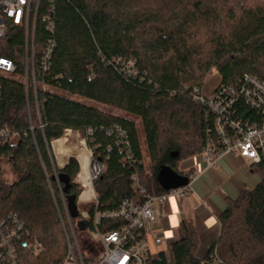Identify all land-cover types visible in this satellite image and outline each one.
I'll return each instance as SVG.
<instances>
[{
  "label": "trees",
  "instance_id": "trees-1",
  "mask_svg": "<svg viewBox=\"0 0 264 264\" xmlns=\"http://www.w3.org/2000/svg\"><path fill=\"white\" fill-rule=\"evenodd\" d=\"M50 42L51 65L43 70L40 62ZM0 56L25 72L27 57L33 56L31 46L27 54L23 29L9 30ZM34 70L40 86L53 91L39 87L35 93L20 81L1 80L0 128L20 138L0 139V162L9 159L17 176L4 186L0 167V219L16 214L24 221L29 238L42 245L37 264H62L66 239L61 218L79 222L80 215L74 218L71 210L78 208L83 188L76 182L74 160L57 167L51 142L63 166L78 160L59 158L55 142L69 133L85 138L93 159L105 167L94 182L101 211L124 200L142 204L147 195L169 194L157 182L163 166L192 179L195 172L180 171L181 163L208 146L222 148L215 117L195 98L194 89L202 91L214 72L220 87H236L246 76L264 80V0H41ZM233 110L237 120H259L243 100ZM137 121L153 168L154 191L146 182ZM250 169L259 185L228 200L218 218L220 235L208 248L199 253L195 227L181 222L182 238L171 246L174 264H208L214 257L224 264H264V166ZM135 175L138 185L132 181ZM148 264L169 262L162 255Z\"/></svg>",
  "mask_w": 264,
  "mask_h": 264
},
{
  "label": "built area",
  "instance_id": "built-area-1",
  "mask_svg": "<svg viewBox=\"0 0 264 264\" xmlns=\"http://www.w3.org/2000/svg\"><path fill=\"white\" fill-rule=\"evenodd\" d=\"M41 0H0V43L8 35L12 27L23 29L26 39V51L32 47V56L27 57L25 64L24 84L27 91L30 87L36 93L41 87L44 91L53 89L36 80L34 70V43L37 13ZM48 29H54L51 22ZM54 44L50 42L41 58L43 70L50 68V61ZM31 60V61H30ZM31 66V68H30ZM19 72L15 62L0 56V109L3 102L1 80H16L13 75ZM8 75L9 77H7ZM17 81V80H16ZM195 98L206 105L215 117V129L221 138L222 148L208 146L198 158L208 167L215 166L225 155H236L251 167L264 166V80L246 76L241 83L234 87H215L209 95L194 89ZM243 100L259 116L258 121H242L234 118L236 103ZM41 127H43L41 125ZM33 130V127H30ZM20 134L0 128V139L15 142ZM80 172V171H79ZM76 182L83 188L79 196L80 202L88 205L87 211H80L79 222L89 224L84 231L76 228L79 222L73 223L68 216L61 218L62 228L66 237V253L62 264H148L159 261L167 253L162 249L165 245V217L164 206L171 197L184 199L192 190V181L166 195H147L142 204L131 200H124L112 210L101 211L94 190V182L105 172V167L93 158L89 167V180L93 187V194L82 198L86 191L84 184ZM132 181L138 185L135 175ZM79 234L87 236H79ZM167 245V244H166ZM168 251L171 246L167 245ZM42 252V245L37 240H31L24 221L16 214L0 219V264H37L36 258ZM208 264H224L214 257Z\"/></svg>",
  "mask_w": 264,
  "mask_h": 264
},
{
  "label": "crops",
  "instance_id": "crops-1",
  "mask_svg": "<svg viewBox=\"0 0 264 264\" xmlns=\"http://www.w3.org/2000/svg\"><path fill=\"white\" fill-rule=\"evenodd\" d=\"M217 77L209 91H213L219 85L220 77L218 75ZM70 147L72 153L64 154L60 151L57 152V156L59 158L75 156L71 143ZM52 150L54 152L53 145ZM54 155L58 167L67 166L73 160L69 159L61 166L55 152ZM179 170L194 171L195 179L192 181V190L184 199L171 197L164 206L166 215L162 224L165 229V245L172 246L182 238L180 224L184 220L195 227L200 251H203L220 235L218 218L226 210L228 200L243 197L248 190H253L259 185L260 178L251 172L248 163L236 155L223 156L213 167H208L198 158H192L181 163Z\"/></svg>",
  "mask_w": 264,
  "mask_h": 264
},
{
  "label": "rangeland",
  "instance_id": "rangeland-1",
  "mask_svg": "<svg viewBox=\"0 0 264 264\" xmlns=\"http://www.w3.org/2000/svg\"><path fill=\"white\" fill-rule=\"evenodd\" d=\"M260 1L261 0H246V2L251 3V4L258 3ZM6 76L9 77L8 75H6ZM13 76H14V78L17 81H24L25 80L24 73L23 74L13 75ZM217 79H218V77H217V73L216 72H214L207 79V81L205 83V88H204V94L205 95H209L211 93V91H209V87L211 85L213 86V84L217 81ZM73 99H77V98L73 97ZM78 100L80 102L86 104V105L96 107L99 110H101V111H103L105 113H108V114H113V115H116V116H123V117L127 116L122 111L110 108L108 106H104V105L98 104V103L90 101V100H86V99H78ZM137 124H138V128H139V133H140V137H141V144H142V149H143V155H144V164H145V169H146V182L151 187V190L154 191L155 179L153 177L152 164H151L150 158H149L148 153H147V149H146L145 140H144L143 131H142V127H141L140 121H137ZM75 133H81V132H75ZM82 136L84 138L83 134H82ZM69 142L72 144V147H73L74 152H75V156L72 155V156H68V157H66V156L62 157L64 159L63 161L66 162L70 157L76 158L78 160L79 164H80V167H79L78 162L75 159H73L76 162V167H78V171H80L83 174L86 171L88 158H91V160H92L93 153L87 147L85 138L82 139V137L79 134L77 135V134H70V133L67 134V136L64 137L63 139L55 142L54 146H55V149H56L55 150L56 153L57 152L60 153V151L62 153H66V154L72 153ZM89 153H90V157H89ZM53 154H54V152H53ZM54 157H55V155H54ZM69 163H71V162H69ZM81 164H82V170H81ZM0 167L2 169V182H3L4 186L8 187L9 185H11L17 179V176L14 174V172L12 170V164H11L9 159H2L1 162H0ZM181 168H182V166H181ZM88 207H89L88 205L86 206L82 202L78 201V209L80 211H87ZM81 235H83V234H79V236H81ZM83 236H87V235L85 234ZM65 239H66V237H65ZM162 249L167 253V256H168L167 258H168L169 264H174L173 263V259H172V252L168 251L167 245H163ZM201 252L202 251H200V246H199V253H201Z\"/></svg>",
  "mask_w": 264,
  "mask_h": 264
},
{
  "label": "water",
  "instance_id": "water-1",
  "mask_svg": "<svg viewBox=\"0 0 264 264\" xmlns=\"http://www.w3.org/2000/svg\"><path fill=\"white\" fill-rule=\"evenodd\" d=\"M51 147H52V142H51ZM173 158L178 157V153H175L172 155ZM63 167H58L59 169H63ZM157 182L160 186L161 189L164 191L170 192L173 190H177L179 188L185 187L189 184V178L183 176L182 174L174 171L171 167L169 166H163L157 176ZM72 216L74 218L79 216V210L77 207H74L72 210ZM87 221L80 222L78 227L80 231L86 230L88 226Z\"/></svg>",
  "mask_w": 264,
  "mask_h": 264
},
{
  "label": "bare ground",
  "instance_id": "bare-ground-1",
  "mask_svg": "<svg viewBox=\"0 0 264 264\" xmlns=\"http://www.w3.org/2000/svg\"><path fill=\"white\" fill-rule=\"evenodd\" d=\"M85 142V141H84ZM66 154V153H64ZM89 157H90V153H89ZM90 163H91V158H88V162H87V167H86V171L85 173H79L78 175V180L81 181L84 186L86 187V191L83 193L82 198H86L90 195L93 194V187L92 184L89 180V167H90Z\"/></svg>",
  "mask_w": 264,
  "mask_h": 264
}]
</instances>
